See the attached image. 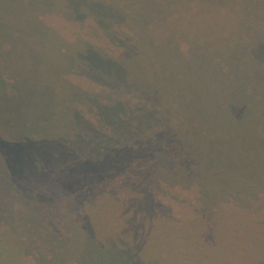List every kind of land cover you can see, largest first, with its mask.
I'll return each instance as SVG.
<instances>
[{"label":"trees","instance_id":"1","mask_svg":"<svg viewBox=\"0 0 264 264\" xmlns=\"http://www.w3.org/2000/svg\"><path fill=\"white\" fill-rule=\"evenodd\" d=\"M121 1L122 4L118 0H62L53 7L71 13L72 21L82 24L93 16L96 25L90 24L89 28L96 26L116 45L123 46L120 57L110 55L109 50L104 52L96 46V41L88 38L61 47L64 35L41 20L43 9L37 10L38 21L46 32L37 33L34 41L15 39L12 34L6 35L7 30L0 26V99L4 102L15 94V99L19 97L25 101L21 108L0 107V116H7L3 124L8 135H3L4 139L19 147L27 142L25 158L29 162L36 159L38 150L66 149L82 144L80 149L87 152L89 161L107 160L106 177L110 184L136 183V176L149 174L141 186L143 190L148 187L151 191L154 206L161 203L156 195L161 187L173 189L177 194L188 191L191 196L186 206L187 217L177 219L175 224L170 218L160 224L154 222L151 227L168 232L170 244L178 248L187 245L207 249L209 256L216 252L221 259L226 258L233 264H244L242 254L246 252L251 254L252 263L264 264V54L261 53L264 46L258 44L262 48L257 51L255 43L247 45L241 41L245 37L264 43V0L212 1L214 6L221 2L229 8H240L226 10L225 20L221 19L217 9L211 16L214 22L217 18L224 25L233 22L236 28L232 35L243 44L242 48L241 45L238 47V42L235 51V47H230L237 40L231 45L224 44L225 47L214 39L209 42L211 52L219 53L216 58L221 59L220 54L228 55L227 74L221 82L224 83L221 91L225 93L226 106L221 108L219 116L212 114L220 109H214L213 98L209 101L202 92L189 94L192 104L182 107L183 111L179 113L173 98H181L185 93L171 92L162 85V79L165 78L166 83L174 69L170 70L169 58L163 59V54L157 56L159 45L155 37L163 35L162 42L168 45L167 50H176L178 47L173 38L177 28L172 21L174 14L170 20L167 18L169 21L164 27L158 23L153 25L151 20L165 19L164 13L169 12V7H174L178 0H166L165 6L164 0H155L152 5L168 8L154 14L143 12L141 17L130 10L126 0ZM147 32L150 37L146 36ZM41 35L45 37L43 42H40ZM31 46L70 53L56 57L61 73H82L117 92V96L108 94L103 100L101 94L76 83L72 89L75 95L63 98L62 105L66 108L62 109L61 115L69 117L61 123L55 107L57 96L51 98L52 92L46 93V90L32 95L33 88L41 86L36 83L42 81L35 83L29 79L23 69L25 60L19 63V70L12 65L14 60H9L8 54L11 57L17 49L28 60L29 69L33 64L46 68L47 60L45 67L41 63L43 57L32 55ZM145 55L153 56L157 69L159 65L163 68L160 75L152 66L148 70L140 67L139 56ZM211 71L219 73L214 68ZM90 73L95 78H90ZM255 82H259L262 90L254 93L256 102H253L249 100L252 93L247 88ZM237 83L239 87L233 88L232 85ZM41 87L46 89L45 85ZM129 90L134 91L137 98L133 104L132 99L122 97V93ZM36 97L38 99L34 100ZM83 107L96 110L92 113L98 117L97 123L91 118V112L87 114ZM26 114H31L32 121L25 117ZM225 118L229 123H224ZM245 129L251 132H245ZM3 166L0 182L10 187L12 174ZM131 170H134L133 174ZM236 170L241 171V176L239 187L233 189L224 183ZM161 207L171 209L165 204ZM152 208L150 211L155 209ZM155 212L157 218L164 219L159 209ZM167 212L171 213L172 209ZM227 240L235 243L223 251L216 250L226 246L221 243ZM211 257H207L205 263L222 262L218 255ZM144 263L148 261L144 260Z\"/></svg>","mask_w":264,"mask_h":264},{"label":"rangeland","instance_id":"2","mask_svg":"<svg viewBox=\"0 0 264 264\" xmlns=\"http://www.w3.org/2000/svg\"><path fill=\"white\" fill-rule=\"evenodd\" d=\"M118 1L123 3L121 0ZM165 1H163L164 6ZM212 1L214 0H178V4L169 7V12L164 13L165 19L161 18L163 21L151 20L153 25L158 23L164 27L174 14L172 21L177 33L175 32L173 40L178 49L167 50L168 45L162 42L163 35L155 38L159 45L157 56L163 54V59L169 58L172 65L170 70L174 69L167 77L166 83L165 78L162 79V85L171 92L185 93L181 98H173L174 107L179 113L183 111L182 107L192 104L189 94L194 93L202 92L209 101L213 98L214 109H220L212 114L219 116L221 108L226 106L225 93L221 91L224 89V83L221 82L225 79L223 76L227 74L228 55L220 54L221 59L216 58L219 53L211 52L212 47L209 42L214 39L224 47V44H233L237 40L232 35L236 25L233 22L224 25L217 18L214 22L211 12L219 10L221 19L225 20L228 13L226 10L240 8H229L226 3L221 4V2L214 6ZM153 2L155 0H126L130 10L138 17H141L143 12L154 14L168 8L156 7L151 4ZM60 3L62 0H0V26L7 30L6 35L12 34L15 39L26 38L34 41L37 33L46 32L38 21L37 10L43 9L41 20L49 24L51 29L55 28L64 35L65 39L61 42V47L66 48L67 45L88 38L96 41V46L99 45L98 47L104 52L109 50L110 55L121 56L123 46L116 45L107 33H102L103 31L96 29V26L93 29L89 28L90 24L96 23L93 16L87 18L86 25L74 22L71 13L60 12L53 8ZM253 22L257 23V21ZM51 29H48L50 33L55 34ZM146 36H149L148 32ZM41 37L43 38L40 42H43L45 37L43 35ZM241 41L247 45L255 43L254 48H257V51H261L262 48L258 44L264 46V43L245 37ZM238 42L237 40L230 48L235 47ZM240 45L242 48L243 44L239 42L237 46ZM31 47L32 55L35 54L33 56L43 57L41 63L44 66L45 59L47 60L46 68L33 64L32 66L38 69L32 66L29 69L28 60L25 56L22 57L21 51L17 49L12 52L11 57L8 54L9 60H14L12 65L16 70H19V63L25 60L23 69L29 74V79H33L35 83L41 80L42 82H37L36 85H45L46 89H42L41 86L33 88L32 95L37 91L46 90V93L52 92L51 98L57 96L58 102L56 101L55 107L58 109L57 118L61 123L66 122L69 117L61 115L62 109L66 108L62 105L63 98L69 97V94L75 95L72 89L76 87V83L101 94L103 100L108 94L117 96V92L82 73L76 75L61 73L56 57L69 56L70 53L53 52L47 47ZM237 48L235 47V51ZM261 53L264 54L263 49ZM152 57L139 56L138 61L142 63L140 67L148 70V67L152 66L160 75L163 68L159 65L157 69L158 64H155L156 61ZM212 68L219 73H212ZM90 74V78H95L92 73ZM247 89L252 93L249 100L256 102L254 93L262 90L259 82L257 84L255 82ZM166 93L169 94L167 91ZM162 95L164 96L163 91ZM15 96L14 94L4 102L0 99V107L21 108L25 101L19 97L15 99ZM122 97L132 99V104L137 100L132 90L123 92ZM81 105L86 106L84 103ZM83 109L87 114L90 111L93 116H89L97 123L98 117L96 118L92 113L96 110L87 107ZM25 117L29 121L33 119L31 114H26ZM6 119L7 116H0V177L5 165L10 170L13 180L10 187L0 182V264H207L206 258L212 255H218L221 259L220 254L211 251L214 254L209 256L207 254L209 251L200 247L185 245L178 248L170 244L168 232L151 227L154 222L160 224L162 220L167 222L170 218L175 224L177 219L182 220L187 217L186 206L190 202V192L182 191L177 194L173 189L163 185L164 187L156 193L161 203L154 206L151 191L148 187L143 190L141 186L146 183L149 174L136 176V183L110 184L106 177L107 160L104 161L102 158L99 161H89L87 152L80 149L82 144L66 149L38 150L36 159L29 162L25 158L27 142L19 147L16 146L17 144L7 143L4 139L3 135H8L3 124ZM223 120L224 123L226 121L229 123V119ZM248 131L251 132L250 129H245V132ZM131 171L133 174L134 170ZM240 176V170L234 171L232 176L225 180L224 185L233 189L238 188ZM117 182L119 181L115 183ZM161 204L170 206L172 212L168 213L167 211L171 209L162 208ZM158 209L164 219L156 217L155 211ZM227 232L231 233L228 230ZM234 243L232 240L223 241L221 244L226 246L218 247L216 250L223 251ZM242 255L244 264H255L251 261L249 256L251 254L244 252ZM144 260L148 263H144ZM221 261L219 264H233L226 258Z\"/></svg>","mask_w":264,"mask_h":264}]
</instances>
